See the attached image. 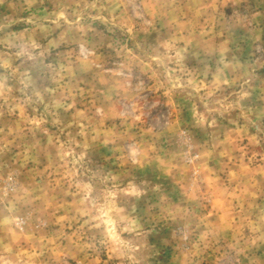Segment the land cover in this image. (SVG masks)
Instances as JSON below:
<instances>
[{
	"label": "rangeland",
	"instance_id": "obj_1",
	"mask_svg": "<svg viewBox=\"0 0 264 264\" xmlns=\"http://www.w3.org/2000/svg\"><path fill=\"white\" fill-rule=\"evenodd\" d=\"M0 264H264V0H0Z\"/></svg>",
	"mask_w": 264,
	"mask_h": 264
},
{
	"label": "crops",
	"instance_id": "obj_2",
	"mask_svg": "<svg viewBox=\"0 0 264 264\" xmlns=\"http://www.w3.org/2000/svg\"><path fill=\"white\" fill-rule=\"evenodd\" d=\"M227 155H230V158L228 159V162H231L230 159L233 158L234 155L231 154V152H229ZM218 157H220V153H219ZM220 159H221V157H220ZM218 162H219V160H218ZM242 167L243 166H242L241 162L240 163H236L234 161H232L230 163L229 167H228V174H229V177H230L229 180H232L235 183L236 186L237 185H245V184L248 185L247 182H246L247 181V178H246L247 176L237 173V171L240 168H242Z\"/></svg>",
	"mask_w": 264,
	"mask_h": 264
}]
</instances>
